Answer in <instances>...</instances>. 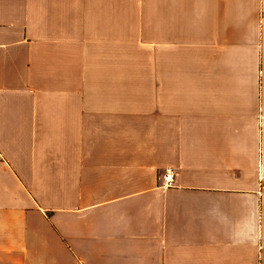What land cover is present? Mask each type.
Wrapping results in <instances>:
<instances>
[{
    "label": "crops",
    "instance_id": "0c3cea01",
    "mask_svg": "<svg viewBox=\"0 0 264 264\" xmlns=\"http://www.w3.org/2000/svg\"><path fill=\"white\" fill-rule=\"evenodd\" d=\"M0 264H264V0H0Z\"/></svg>",
    "mask_w": 264,
    "mask_h": 264
},
{
    "label": "built area",
    "instance_id": "2783aa9c",
    "mask_svg": "<svg viewBox=\"0 0 264 264\" xmlns=\"http://www.w3.org/2000/svg\"><path fill=\"white\" fill-rule=\"evenodd\" d=\"M174 172L169 171L166 173L165 178H164V186L169 188L174 186Z\"/></svg>",
    "mask_w": 264,
    "mask_h": 264
},
{
    "label": "rangeland",
    "instance_id": "374dc122",
    "mask_svg": "<svg viewBox=\"0 0 264 264\" xmlns=\"http://www.w3.org/2000/svg\"><path fill=\"white\" fill-rule=\"evenodd\" d=\"M147 30V28H145Z\"/></svg>",
    "mask_w": 264,
    "mask_h": 264
}]
</instances>
